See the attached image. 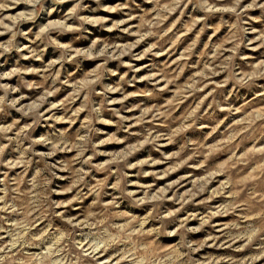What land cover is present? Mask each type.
<instances>
[{
	"label": "rangeland",
	"instance_id": "374dc122",
	"mask_svg": "<svg viewBox=\"0 0 264 264\" xmlns=\"http://www.w3.org/2000/svg\"><path fill=\"white\" fill-rule=\"evenodd\" d=\"M126 3L130 9H101ZM209 3L223 7L230 0ZM249 16L259 22L243 26L264 33V11L252 9L242 18ZM235 20L232 13L205 12L195 0L178 6L174 0H38L9 2L0 10V146L7 145L0 155V264H54L65 257L63 264H184L186 242L199 245L190 253L199 264H247L259 253L264 246V77L243 86L229 77L252 71L249 65L264 59V47L255 39L259 33L250 32L243 39L245 44L253 40V48L239 50L249 59L237 55L227 64L235 31L229 25ZM221 21L226 23L220 26ZM97 72L101 79L93 84ZM122 80L123 91L107 93L108 100L122 103L102 110L106 122L92 117L91 127L99 131L91 133L83 155L75 147L61 145L53 152V143L33 145L45 137L56 141L61 131L70 142L77 134L89 135L90 107L104 102L99 93L105 85L119 87ZM74 93L78 97L67 110L52 107ZM86 97L90 107H84ZM62 116L72 119L53 118ZM94 144L99 147L93 149ZM125 161L145 163L127 168ZM79 169L83 192L96 186L99 198L90 193L55 211L80 222L91 214L96 229L119 237L96 249L97 259L78 234L81 229L73 231L52 215L49 204L76 195V189L62 190ZM45 179L55 191H44ZM120 180L138 197L158 199L114 203L118 192L112 186ZM154 206L161 214L178 209L159 233L153 230L160 221L146 219ZM188 217L193 218L187 228L207 223L186 232L181 222ZM50 223L57 236L69 235L55 247L50 240H32ZM129 254L132 259L123 258ZM254 264H264V258Z\"/></svg>",
	"mask_w": 264,
	"mask_h": 264
},
{
	"label": "clouds",
	"instance_id": "9594fccd",
	"mask_svg": "<svg viewBox=\"0 0 264 264\" xmlns=\"http://www.w3.org/2000/svg\"><path fill=\"white\" fill-rule=\"evenodd\" d=\"M9 2L15 3V4H19V3L35 4V3H38V0H6L5 3H0V10L7 8ZM53 2L54 3H63V2H65V0H53ZM219 2L223 3V0H219ZM97 3L99 4V0H97ZM174 3L178 6L180 3H183V0H174ZM188 3H193V0H188ZM195 6L202 8L205 12H207L209 14L219 11V12H228V13H232L235 15V17H236L235 23L229 25L230 29H234L235 31H233L232 37H231V41L233 43V47L231 49L232 56L228 58L227 64H231L233 59L237 55L239 56L240 60H248L249 57L245 54L240 53L239 50H240L241 46L253 48L254 41L250 40L247 42V44H245L243 37L250 32L254 33V34L259 33V29L253 28V27H251V25H249L248 27H244L243 25L247 24L248 21L259 22L260 18L249 16L248 20H244L242 17L245 16L247 14V12L249 10H252V9H259V10L264 11V0H250V3H248V4H244V0H230V3H228L227 5H225L223 7H217L216 4L209 3V0H195ZM130 7H131V5L128 3L118 4L115 7L101 5L102 10L109 11V12H115L118 9H120V10L130 9ZM75 13H76V9H73L72 15L75 16ZM78 19L83 21V22H90L93 24L97 23V21H89L84 16H80V17H78ZM200 19H204V17L197 18V20L195 22L198 23ZM119 23H124V21H120ZM119 23L114 24L113 27H118ZM224 23H226V22L221 21L220 26H222ZM148 34H151V33H148ZM255 39L260 41V45L258 47H264V33H259V35H256ZM93 48H95V44L93 45ZM148 51H151V49H148ZM104 54H105L104 52L98 53V55H104ZM146 54L147 53H145V55ZM137 58H141V57H137ZM249 67L252 69V71L234 73L229 78L236 81L237 84L243 86V85L249 84L255 78L264 77V59H261L258 63L254 64V65H249ZM108 71L112 75L117 74L115 71H112V70H108ZM93 75L95 76V79L93 81H91V83H93V84L99 83L100 79H101V74L97 72V73H94ZM227 83H228L227 80H225L223 82V84H227ZM122 84H123V80L121 82V86H119V87L105 85L104 91L99 93L100 95H103L105 97V100L99 107H90V101L88 100L87 97L85 98L84 107H90V118L86 122V125L89 127V135L84 136V135L77 134L75 139H74V142H70V138L67 136V132L61 131L58 140L50 141L47 137H45V138H43L42 141L41 140H34L33 145L36 143H41V142L53 143V152L58 151V150H62L60 147L61 145H64L67 147H75L80 152V154L83 155V153L85 151H87L88 146L90 144L91 133L99 131L98 129H93L91 127L92 117L95 116V118L99 119L100 122H106L103 120V118L101 116L102 110L108 104L117 103V102L122 103V100H120V101L108 100L107 99V93H114L117 91H123ZM223 84L220 86H223ZM52 94H53L52 92L47 93V95H52ZM77 97H78V93H74L73 96L71 98H69V100H67L66 102H62L59 105L53 104L52 107L53 108L62 107V108H65L67 110L68 105L73 103ZM126 98H127V95H125L123 97V99H126ZM80 110L81 109H78L76 111V113H74V116H78ZM53 118L57 119V120L68 119L69 121H71V119H72L71 117H67V116L53 117ZM107 142L108 141L101 140V141H99V144H104ZM91 146L93 147V149H96L99 147L98 144H94ZM6 147H7V145L0 146V155L3 154V151ZM28 150H30V149H26V151H28ZM53 152L36 153V155H40L43 158V156L52 155ZM143 163H145V161H141L140 165L129 164L125 161L124 166L127 168H134V167L141 166ZM51 167H52L51 165L48 166L49 170L51 169ZM99 167L102 168L104 166L101 165ZM83 171H84L83 169L77 170V173H74V178L72 180V183L67 188L62 190V192H64V193H69V192H72L73 189H76L77 191H76L75 196H73L71 199L65 200V201H49V204H50V207L52 209V215L59 216V218L61 220H65L69 225L72 226L73 231H75V229H77V228L81 229V232L78 234L82 235L85 238V243L90 244V246L92 248V253H91L92 258L97 259L96 255H95V250L98 248H101V247H103L105 249L107 247H110L112 244H114L118 241L119 237L112 236V234L110 232H108L107 228H105L103 230L96 229V225L90 222L91 218H92L91 214L83 222H80L75 217L66 216L65 211H61L59 213H57L55 211L56 208H61V209L66 210L69 205H73L77 201L83 200L90 193H96L97 198H99V191H97L96 186L90 187L89 193L83 192V187L86 186V185H84ZM148 174L149 173H138V175H148ZM52 176L55 177V173H52ZM126 178H127V173L124 174L123 179H126ZM50 184H51V180H49V179H45L43 181L42 187L44 188L45 192L55 191L54 189H50ZM112 187L117 189V192H118V194L114 197V200H113L114 203L116 200L130 199L134 205H141V204H145V203H153L154 201H156L158 199L156 196L138 197L135 192L127 190V186L125 184H123V180L118 181L117 184L113 185ZM176 211H178V209L175 211H168L166 213L161 214L157 211V208L154 206L152 209V212H150L148 214V217H146V219L154 218V219H157L160 221L159 227L153 230V231L159 233L161 230H164L167 228L168 222L171 220V218L173 216H175ZM153 213H155L154 216H153ZM191 218H193V217L185 218L181 222V227H184L187 224L188 219H191ZM0 219H2V217H0ZM205 223H207V221H202L199 227H192V228L184 227V230L186 232H196V231H199L200 228H203ZM84 228H87L88 231H86V232L83 231ZM0 230H3V229H0ZM57 232H59V230L54 231L52 229V226L50 223L49 228L46 231H42L40 233V235L33 236L32 240L40 241V242H44L45 240H50L52 242L53 246L55 247V246L60 244L63 236L69 235V233H61L60 236H57ZM167 234L168 235H174L175 232L168 231ZM234 239H240V237H235ZM183 246L188 249V254H187L188 259L184 262V264H199V262L193 261L191 258V255H190V253L198 250L199 245H197L196 242H186ZM58 251H63V249L58 248ZM123 258L132 259V256H131V254H129L128 256L123 257ZM177 258H179V257H177ZM262 258H264V246H261L259 253L255 256L251 257L249 259V261L247 262V264H254V261H258ZM63 259H66V257L62 258L61 260L55 261L54 264H63ZM0 260H3V257H0ZM117 264H119V262H117Z\"/></svg>",
	"mask_w": 264,
	"mask_h": 264
}]
</instances>
